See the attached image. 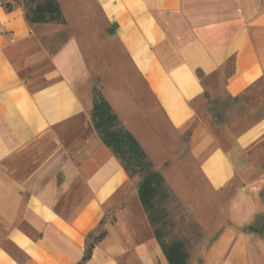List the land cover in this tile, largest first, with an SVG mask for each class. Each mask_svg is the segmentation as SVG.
<instances>
[{
	"label": "crops",
	"instance_id": "1",
	"mask_svg": "<svg viewBox=\"0 0 264 264\" xmlns=\"http://www.w3.org/2000/svg\"><path fill=\"white\" fill-rule=\"evenodd\" d=\"M57 2L64 25L0 0V264H169L94 87L209 221L200 264H264V0Z\"/></svg>",
	"mask_w": 264,
	"mask_h": 264
},
{
	"label": "trees",
	"instance_id": "2",
	"mask_svg": "<svg viewBox=\"0 0 264 264\" xmlns=\"http://www.w3.org/2000/svg\"><path fill=\"white\" fill-rule=\"evenodd\" d=\"M25 18L29 23L55 22L65 24V18L57 0H21ZM7 8L9 3L5 4ZM91 121L104 144L118 157L127 174L139 176L138 195L153 233L169 264H187L189 252L184 241L169 236L166 230L168 213L162 206L171 192L161 173L148 160L147 154L132 133L120 124L100 91L93 88ZM91 245L86 249L88 257Z\"/></svg>",
	"mask_w": 264,
	"mask_h": 264
},
{
	"label": "rangeland",
	"instance_id": "3",
	"mask_svg": "<svg viewBox=\"0 0 264 264\" xmlns=\"http://www.w3.org/2000/svg\"><path fill=\"white\" fill-rule=\"evenodd\" d=\"M68 36V31L64 28H49L43 33L44 41L51 47H56ZM96 85V84H95ZM98 89V88H97ZM240 105L237 108L239 117H242L246 113V105ZM213 109L219 112L215 104ZM134 180H138L139 176H132ZM168 213V223L166 230L169 232L170 237L181 239L184 241L186 248L189 252V256L193 259V264H200L204 250L209 244L213 236L205 234L206 228L209 226V221L202 225L199 220L195 218V215L189 211L187 205H183L177 200V198L171 193L169 198L163 202Z\"/></svg>",
	"mask_w": 264,
	"mask_h": 264
}]
</instances>
